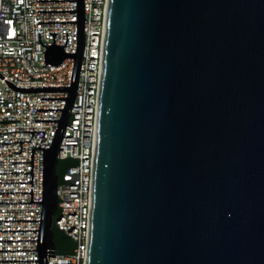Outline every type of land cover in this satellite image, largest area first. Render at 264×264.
Listing matches in <instances>:
<instances>
[{
  "label": "water",
  "instance_id": "95a60500",
  "mask_svg": "<svg viewBox=\"0 0 264 264\" xmlns=\"http://www.w3.org/2000/svg\"><path fill=\"white\" fill-rule=\"evenodd\" d=\"M76 52L46 46L51 66L74 58L69 91L44 149L37 249L57 250L59 148L78 92ZM87 264H264V0H109Z\"/></svg>",
  "mask_w": 264,
  "mask_h": 264
},
{
  "label": "built area",
  "instance_id": "2783aa9c",
  "mask_svg": "<svg viewBox=\"0 0 264 264\" xmlns=\"http://www.w3.org/2000/svg\"><path fill=\"white\" fill-rule=\"evenodd\" d=\"M109 0H85V47L78 92L63 135L58 159L74 161L59 178L58 214L54 223L74 241L70 254L56 251L49 264H87L91 228L93 171L98 133L99 98ZM77 1L0 0V250L37 249L43 201L44 149L50 147L69 91L20 92L18 86H69L74 58L59 66L43 59L46 47L76 52ZM0 260H39L38 250L0 251ZM0 264H40L0 261Z\"/></svg>",
  "mask_w": 264,
  "mask_h": 264
},
{
  "label": "trees",
  "instance_id": "16d2710c",
  "mask_svg": "<svg viewBox=\"0 0 264 264\" xmlns=\"http://www.w3.org/2000/svg\"><path fill=\"white\" fill-rule=\"evenodd\" d=\"M72 163H74V161L71 159H65V160L59 161L57 172L59 173L60 177L63 175V173L67 171L68 167ZM57 214H56V217H57ZM53 229H54V234H55L54 239L57 245L56 252L60 254H66V255L70 254L74 247V241L64 231L60 230L58 226L56 225V223H54Z\"/></svg>",
  "mask_w": 264,
  "mask_h": 264
}]
</instances>
